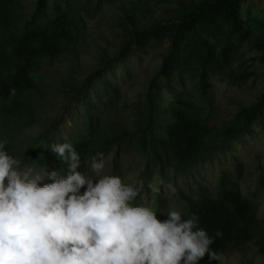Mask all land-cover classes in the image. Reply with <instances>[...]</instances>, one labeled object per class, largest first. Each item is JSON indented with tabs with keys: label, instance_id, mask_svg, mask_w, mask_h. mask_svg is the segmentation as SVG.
Listing matches in <instances>:
<instances>
[{
	"label": "rangeland",
	"instance_id": "rangeland-1",
	"mask_svg": "<svg viewBox=\"0 0 264 264\" xmlns=\"http://www.w3.org/2000/svg\"><path fill=\"white\" fill-rule=\"evenodd\" d=\"M47 1L48 10L52 2L65 5L70 1L86 25V34L73 53L44 65L37 73L42 94L33 96L36 101L32 125L16 129L15 121L0 117V142L5 144L4 150L21 159L22 167H32L44 177L43 186L53 183L48 176L55 172L37 162L45 149H50L53 143L86 135L91 119H100L102 123L116 121L126 127L132 142L104 155L102 175L118 176L123 183L137 188L142 184L133 206L150 208L157 219L170 211L181 214L187 207L186 198L197 200L204 195H217L221 178L228 175L239 185L242 195L256 206L258 219L264 220V127L260 122L229 143L225 150H208L199 162L183 172L150 160L139 148L145 124L146 94L168 53L169 42L150 39L145 45H134L123 57L120 53L126 44L134 41L131 32L135 26L147 30L157 23H168L175 18L177 6L164 0ZM36 3L37 0H21L25 17L34 12ZM130 11L138 14L133 23L127 19ZM242 15L245 20L251 17L264 20V0H248ZM240 63L252 73L248 82L234 86L220 76H212V89L206 98L192 74H186L183 81L175 79L176 94L165 89L164 80H158L161 121L168 118L166 110L176 97L187 92L211 109L212 128L227 127L242 108L249 107L264 92V61L260 54L242 44L237 61ZM97 73H101V78ZM91 161H82L77 171L97 179L90 170ZM150 185L159 191H152ZM220 264H264V255L233 250Z\"/></svg>",
	"mask_w": 264,
	"mask_h": 264
},
{
	"label": "trees",
	"instance_id": "trees-1",
	"mask_svg": "<svg viewBox=\"0 0 264 264\" xmlns=\"http://www.w3.org/2000/svg\"><path fill=\"white\" fill-rule=\"evenodd\" d=\"M164 1L177 6L175 18L147 30L135 26L131 32L134 41L123 47L120 56L150 39L168 40V53L146 94L145 124L139 148L150 160L183 172L199 162L208 150H225L256 122L264 127V92L249 107L242 108L227 127L215 129L211 127V109L187 92L176 97L166 110L168 118L161 121L158 80H164L165 89L176 94L175 79L183 81L186 74H192L205 98L212 89V76L243 86L252 73L241 63L237 64L241 45L247 44L264 61V20L243 18L242 8L248 0ZM47 2L37 0L34 12L25 17L21 0H0V117L15 121L16 129L34 122L32 111L36 100L33 96L42 94L37 73L44 65L73 53L86 34V25L70 1L65 5L52 2L49 10ZM137 17V12L127 13L132 23ZM96 76L101 78V73ZM131 142V135L122 123L112 120L102 123L100 119H91L86 135L68 141L80 154V163ZM212 142L215 147H211ZM37 162L59 176L69 173L68 164L49 148ZM186 202L182 219L198 217L199 228L214 239L211 251L222 254L223 259L233 250L264 255V220L258 219L256 206L242 195L239 185L228 175L221 178L217 195H204L197 200L186 198ZM168 218L166 214L158 220L163 222ZM217 232L222 235L217 237ZM221 262L210 261L205 256L199 264Z\"/></svg>",
	"mask_w": 264,
	"mask_h": 264
},
{
	"label": "clouds",
	"instance_id": "clouds-1",
	"mask_svg": "<svg viewBox=\"0 0 264 264\" xmlns=\"http://www.w3.org/2000/svg\"><path fill=\"white\" fill-rule=\"evenodd\" d=\"M4 149L0 142V264H199L205 256L223 261L210 250L214 239L195 215L183 220L170 211L162 222L150 208L133 206L143 185L102 175L103 153L92 158L93 179L77 171L81 157L71 143L51 144L69 173L52 172L53 183L41 186L44 177Z\"/></svg>",
	"mask_w": 264,
	"mask_h": 264
}]
</instances>
